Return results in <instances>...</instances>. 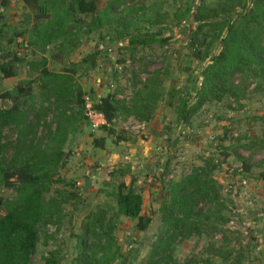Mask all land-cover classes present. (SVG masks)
<instances>
[{"label": "rangeland", "instance_id": "1", "mask_svg": "<svg viewBox=\"0 0 264 264\" xmlns=\"http://www.w3.org/2000/svg\"><path fill=\"white\" fill-rule=\"evenodd\" d=\"M109 1L96 0L97 13H103ZM193 2L198 0H119L108 19L77 14L81 21L76 28L69 31L66 26L63 38L42 47L31 43L37 36L33 33L53 21L52 9L41 7L42 0L31 6L23 0H9L7 5L0 0V65L12 66L15 72L14 77L5 78L0 69V107L11 106L2 98L6 92L35 80L43 67L66 75L75 94L81 90L83 98L92 95L96 102L114 94L131 106L135 94L146 85H153L162 95L149 121L119 113L110 127L113 135L94 130L76 98L72 104L64 101L70 104L65 127L73 131L55 175L61 182L54 183L49 192V198L59 203L40 227L32 264H43L50 255L62 264H75L85 226L90 223L98 228L102 213L105 227L113 228L112 235L125 256L132 264H143L165 234L162 206L171 201L173 186L196 170L216 183V192L211 200L194 201L192 211L179 216L188 225L176 239H165L171 244L169 264L207 260L234 264L240 253L245 255L242 264H264V90L245 83L239 95L203 105L184 121L189 128L183 129L176 108L181 98L194 106L195 86L202 82L203 62L186 48L194 27L185 9ZM41 9L47 15H41ZM118 31L120 45H114ZM145 36H151L148 45H131ZM165 38L169 40L161 44L159 40ZM218 47L214 45V52ZM92 54L97 55L95 65L84 61ZM15 56L25 60L18 62ZM32 62L39 66H30ZM235 80L239 83L240 77ZM39 85L32 86L33 95L39 94ZM172 92L176 107L167 105ZM64 111V107L56 110L44 104L37 145L56 129ZM155 119L162 121L154 124L161 126L156 133L148 128ZM4 134L7 141L15 142V131L6 129ZM95 139H104V147L96 145ZM119 189L142 194V215L152 221L146 231L136 229V221L118 213L114 193ZM15 193L0 181V198L11 199ZM5 213L1 207L0 216ZM100 239V230L85 236L89 244H98ZM227 252L233 255L226 257Z\"/></svg>", "mask_w": 264, "mask_h": 264}, {"label": "trees", "instance_id": "2", "mask_svg": "<svg viewBox=\"0 0 264 264\" xmlns=\"http://www.w3.org/2000/svg\"><path fill=\"white\" fill-rule=\"evenodd\" d=\"M23 1L27 5H32L41 0ZM95 1L42 0L41 7L51 8L53 11L54 18L50 21L53 23L49 24V22V25L46 24L43 29H38L35 34L38 37L36 36L31 43L36 45L40 43L45 47L54 40L63 38L68 30L72 31L74 27L76 28L81 21L78 15L89 14L91 17L96 15L108 19L109 13L120 5L119 0H110L106 10L97 13ZM8 2L9 0H3L2 4L7 5ZM45 13L42 11L41 15H47V12ZM185 14L190 18V25L194 27L186 48L189 55L198 54L203 62V69L200 75L202 82L199 87L195 86L197 88H195L194 106H191L186 98H181V103L176 108L182 124L208 102L222 101L226 96L239 95L245 83L249 87L255 84L257 90H264V0H210L209 2L198 0L186 7ZM66 26L70 29L66 30ZM118 34L112 39L114 45H120L119 40L122 37L120 31ZM40 35L42 39H39ZM147 39H151V36L137 38L136 42L131 41V45H148ZM167 40L169 38L159 41L164 44ZM215 44H219L216 52L213 50ZM96 56V54L87 56L84 61L90 60L92 65H95ZM15 60L23 62L25 58L15 56ZM46 62L44 60L42 66H45ZM29 65L39 66L37 62ZM43 68L41 73H37L35 80L24 82L25 86L21 85L2 96L11 106L0 107V181L13 188L16 193L11 199L0 198V209L3 207L6 211L0 216V264H32L40 242V227L52 215V206L59 203L57 198H49V192L54 183L61 182L55 175L60 168L69 134L73 131L72 128L65 127L69 106L76 98L75 101L81 112L85 109L86 98H83L81 90H77L76 94L73 92V87L70 86L71 79L66 75L51 73L46 67ZM0 69L5 78L15 76L12 66L0 65ZM236 77H240L241 86L236 83ZM36 82L40 84V91L38 95H33L32 86ZM86 97H90L93 101L95 110L105 115L107 125L100 129L109 131L110 135L115 134V130L110 127L119 113L141 121H149L162 100V95L155 91L153 85H146L144 90L137 92L132 105L128 107L118 101L114 94H109L98 102L92 95ZM173 97L172 92L167 99V105L173 106ZM66 99L69 105L64 102ZM40 102L41 105H37ZM48 103L56 110L64 107L65 111L58 120L56 129L49 131L42 143L37 145L36 138L41 120L39 112L43 110L44 104ZM69 118L72 116L69 115ZM185 124L183 129L189 128ZM6 129L17 133L15 142L7 141L4 134ZM94 142L104 147V139H95ZM48 151L51 152L52 157H49ZM248 169L246 166V170ZM200 172L201 170H196L173 186L171 201L162 206L163 219L166 222L165 234L161 236V243L156 245L150 258L143 264H169L171 244L165 239L169 241L176 239L188 225V220L179 216L182 212L192 211L194 201L213 198L216 183L208 180ZM261 176L264 181V173ZM13 178L15 181L11 182L10 179ZM73 197L77 196L73 195ZM114 197L120 215L136 221L135 227L140 231L149 228L152 221L142 215L144 198L141 193L137 191L123 193L119 189L114 193ZM101 215L98 228L90 227V223L85 226V233L80 236V251L75 264H132L123 249L116 244V239L112 235L113 228L105 227V215L103 213ZM96 230H100L101 239L98 244H89L85 236L95 234ZM228 255L233 254L227 252L225 256ZM244 259L245 255L240 253L235 256L234 264H242ZM43 264H62V262L50 255L44 259ZM203 264H214V262L207 260Z\"/></svg>", "mask_w": 264, "mask_h": 264}, {"label": "built area", "instance_id": "3", "mask_svg": "<svg viewBox=\"0 0 264 264\" xmlns=\"http://www.w3.org/2000/svg\"><path fill=\"white\" fill-rule=\"evenodd\" d=\"M93 105V101L90 97H87L85 102V114L91 127L94 130H99L102 126L107 125V120L105 115L102 112L95 110Z\"/></svg>", "mask_w": 264, "mask_h": 264}, {"label": "crops", "instance_id": "4", "mask_svg": "<svg viewBox=\"0 0 264 264\" xmlns=\"http://www.w3.org/2000/svg\"><path fill=\"white\" fill-rule=\"evenodd\" d=\"M28 6H31V5H28ZM50 20H52V19H50ZM49 22H50V21L48 20L46 24H48ZM37 30H38V29H37ZM37 30H36L35 33H33V35L37 33ZM173 106L175 107L176 104L173 103ZM131 117H132V116H131ZM131 117H130V118H131ZM156 121H158V120L155 119V123H154V122L151 123V121H150V122H149V126H148L149 130L151 129V130H152L153 132H155V133H156L157 131H159V129H160L161 126H160V125H158V126H157V125L154 126V124H158L159 122H162V121H159L158 123H156ZM152 125H153V127H151ZM162 129H163V128H162Z\"/></svg>", "mask_w": 264, "mask_h": 264}]
</instances>
